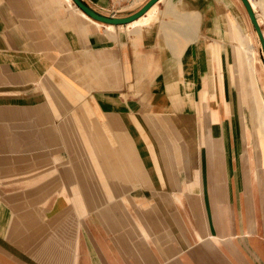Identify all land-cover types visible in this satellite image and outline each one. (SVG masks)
<instances>
[{
	"label": "crops",
	"instance_id": "crops-1",
	"mask_svg": "<svg viewBox=\"0 0 264 264\" xmlns=\"http://www.w3.org/2000/svg\"><path fill=\"white\" fill-rule=\"evenodd\" d=\"M86 1L101 13L125 16L146 0ZM156 6L140 23L110 29L66 0H0V204L6 221L8 212H19L22 219L14 214V222L40 228L55 264H177L187 242L184 222L152 217L173 218L186 201L196 218L213 209L215 180H228L235 169L240 179L264 175V133L254 119L247 59L238 49L243 35L232 8L247 27L243 11L235 0H160ZM254 50L264 102V68ZM17 93L29 101L28 110ZM59 126L71 139L83 133L91 142L112 139V146L143 144L157 185L125 186L88 168L81 156L73 160ZM168 133L187 147L181 166ZM164 158L175 173L170 186L161 185ZM71 162L104 194L79 184ZM35 180L46 182L35 186ZM203 190L207 196L194 201ZM110 192L133 201L164 199L163 207L124 206ZM174 194L184 196L169 202L166 196Z\"/></svg>",
	"mask_w": 264,
	"mask_h": 264
},
{
	"label": "rangeland",
	"instance_id": "rangeland-1",
	"mask_svg": "<svg viewBox=\"0 0 264 264\" xmlns=\"http://www.w3.org/2000/svg\"><path fill=\"white\" fill-rule=\"evenodd\" d=\"M66 1L68 2V0ZM235 1L241 8L238 0ZM251 2L261 21L264 22V0H251ZM69 5L71 4L69 3ZM232 9L237 27L243 35L242 41L238 43V49L247 59L248 77L254 91L252 96L255 97L257 106H259L258 114L264 116V106L257 94L254 80L251 47L241 18L235 8ZM24 136L28 138L29 134L24 133ZM28 150L33 151L31 148ZM44 155V152L41 151L39 157L44 158ZM220 155L221 153L216 154L217 157ZM41 162L43 163L41 166L46 167L44 161L41 160ZM219 167L220 171H223V164H220ZM233 173H237V169L233 170L228 180H225L222 175L221 179L214 181L219 188L212 202L213 205L210 206L213 207L212 210L200 212L199 216L196 213L195 218V212L190 210L191 203L185 201L183 210L171 212L173 218L167 213L165 216L158 214L159 216L152 217L153 221L162 219L169 224L175 220L178 226L184 222V237L187 242L184 244V256L179 262L177 261V264H264V175L252 174V178L240 179ZM41 181L37 182L35 186H43L46 181ZM224 181L229 184V188L224 186ZM205 192L203 190L201 194L194 197V201L206 197L207 193ZM2 193L4 196L6 193L9 194V188L3 189ZM134 215L135 212L131 216ZM191 227H193L194 233L199 235L197 237L199 245L195 246L191 242Z\"/></svg>",
	"mask_w": 264,
	"mask_h": 264
},
{
	"label": "bare ground",
	"instance_id": "bare-ground-1",
	"mask_svg": "<svg viewBox=\"0 0 264 264\" xmlns=\"http://www.w3.org/2000/svg\"><path fill=\"white\" fill-rule=\"evenodd\" d=\"M68 2L88 21L94 23L95 25L101 26V27L105 26L104 24L96 22L92 20L91 18H89L87 15H85L81 10H79L74 5L72 0H68ZM249 2L251 3V6L257 16V19L260 22H262L251 0H249ZM155 11H157L156 5L153 8H151L141 18L133 21L132 23L126 26H119L118 28L121 29V28H127V27L134 26L144 21L145 19L151 17V15H153ZM236 11L241 18V21L245 29L246 36L248 38V41L251 47L252 59H253V74H255L254 62L255 60H257V58L255 57L256 53L254 50V46H253V43L251 42V38L249 37L248 30H247V27L245 25L243 18L241 17L238 10ZM106 27L110 29H115V27L112 25H106ZM10 57L15 59L14 56L10 55ZM20 60L21 58L18 57L19 64H21L22 66H25L24 63L20 62ZM254 80H255V75H254ZM255 84H256V81H255ZM35 88H37V86H35ZM16 95L18 97L20 106L24 107L25 110H28L29 101L26 99L25 95L22 93H17ZM254 98L255 97L252 96V99L250 101L251 105L256 110L254 119H256L257 121L256 123L259 125L258 126L259 129H261V131L264 133V116L261 114H258L259 106H257L256 100ZM260 100L264 106L263 100L261 98ZM58 129L59 131L57 133L62 139V141L64 142L66 146V150L72 156V159L76 160L77 156H81L82 159L84 160V163L88 166V168L90 169L93 168V170L96 171L97 174L101 175L105 179L107 178L108 180H119V182L125 186H142L148 189H152L154 185H157V184H153V181L151 180L152 175L149 174V170L147 167L148 165L145 163V159H144L145 152H143V149H144L143 144L141 143L134 144L133 142L122 140L120 141V143H118V145L112 146L111 143L107 141V140H110L111 142L112 139H105V138L97 137L96 139L93 140V142H91V141H88L89 139L86 138L85 134L83 133H77L76 135L77 138L71 139L70 134L67 131H65L62 126H59ZM168 135H169V138L172 144H174V151H175V155L177 159V164L178 166H181L180 161L183 160L182 158L184 157L187 147L177 143V141H175V138L171 133H168ZM43 140L46 145L47 144L51 145V142H49L47 137L45 139L43 138ZM72 140H75V141L73 142ZM206 140L209 141L212 139L207 138ZM169 151L170 149L167 150V152ZM162 155L165 156V151H163V149H162ZM62 158L63 156H59V155L55 156V159L57 161H61ZM165 160L166 158H164V161ZM71 165L73 167V170L76 173L75 176L79 184H81L83 187H85L88 190H94V191H98L104 194V191L106 190L94 185V183H91L89 180L85 179L83 176H81L77 172L78 171L77 164H74L71 162ZM164 165H165L164 171H163L164 182L163 183H161L160 181L158 182L161 183V185L170 186L171 182L174 179L175 173L172 171V165L169 162L165 161ZM155 170L156 172L159 171V168H157L156 165H155ZM110 193H113L111 195L112 198L119 200L122 204H124V206H130L132 204L133 206H136L137 208H140L144 211L153 210V209H161L163 207L164 199L150 200V199H146L148 196L143 195L145 199L133 201L128 196L117 194L115 192H110ZM183 196L184 195L181 196V194L180 195H177V194L168 195L166 196L168 197L166 199L169 200V202L177 203L183 198Z\"/></svg>",
	"mask_w": 264,
	"mask_h": 264
},
{
	"label": "water",
	"instance_id": "water-1",
	"mask_svg": "<svg viewBox=\"0 0 264 264\" xmlns=\"http://www.w3.org/2000/svg\"><path fill=\"white\" fill-rule=\"evenodd\" d=\"M159 1L146 0L134 12L125 16H115L99 12L86 0H72L74 5L92 20L116 28L141 18ZM238 2L243 10L258 58L264 68V33L249 0H238ZM0 198H2L1 195ZM14 214L17 216L16 219H22L19 212H8L6 221V213L2 212L0 204V262L2 264H55L51 260V248L47 245V241L42 239L40 228L19 221L14 222ZM69 264H78V262L72 259Z\"/></svg>",
	"mask_w": 264,
	"mask_h": 264
},
{
	"label": "flooded vegetation",
	"instance_id": "flooded-vegetation-1",
	"mask_svg": "<svg viewBox=\"0 0 264 264\" xmlns=\"http://www.w3.org/2000/svg\"><path fill=\"white\" fill-rule=\"evenodd\" d=\"M213 139H215L217 141L218 140V137H215V138L213 137Z\"/></svg>",
	"mask_w": 264,
	"mask_h": 264
}]
</instances>
